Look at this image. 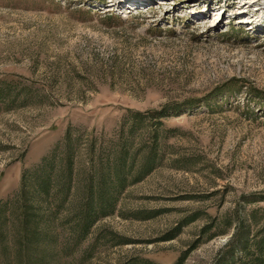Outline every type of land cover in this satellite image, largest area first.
<instances>
[{
  "label": "rangeland",
  "instance_id": "obj_1",
  "mask_svg": "<svg viewBox=\"0 0 264 264\" xmlns=\"http://www.w3.org/2000/svg\"><path fill=\"white\" fill-rule=\"evenodd\" d=\"M245 1L0 0V264L21 261L25 200L54 235L34 264L264 259V0ZM168 104L162 124L134 115ZM123 147L127 187L79 240ZM52 155L48 207L34 183Z\"/></svg>",
  "mask_w": 264,
  "mask_h": 264
},
{
  "label": "trees",
  "instance_id": "obj_2",
  "mask_svg": "<svg viewBox=\"0 0 264 264\" xmlns=\"http://www.w3.org/2000/svg\"><path fill=\"white\" fill-rule=\"evenodd\" d=\"M172 106L175 109H179V104H168L162 107V109H155L148 110L146 112L144 111H135V117L136 119L139 118H145L148 117L151 118L155 122H158L160 124L164 123V119H166V116L169 114L167 113V109ZM179 113V112H178ZM156 137L153 136V143L151 144L152 147L147 155V160L143 166V171L140 173V175L134 179V182L137 180L143 179L145 175L151 172V170L154 168V158H155V147H156ZM127 152L128 150L126 148H122L121 153L119 156L115 159V162L113 164V167H110L108 174H103L99 180L100 187L96 190V193L93 198H88L86 203L82 205L83 210H81L80 220L78 222V226L81 228V231L79 232V235L77 238L79 240L83 239V237L86 235V233L89 231V229L102 217L107 216L108 214H111L115 211L116 201H117V192L123 191L128 184L127 181V174L129 172L127 168ZM55 155H52L51 157H47L45 161L47 163L45 166L39 170L38 174L35 176V192H38V197H46L48 200H51V202L47 203L48 205L53 203V200H55V193H52V188L55 185L59 184V176L54 175V167L56 163L53 162V158ZM68 165H70V162H67ZM69 189V188H68ZM116 192V194H115ZM89 195H93V191H88ZM53 197V200H52ZM21 208L19 207V210L17 215L21 214L24 216L23 220V227H25V233L22 237L16 236L14 237V240L11 241L14 245L16 243L17 246L20 248L17 250V255L19 256V260H21L17 264H25V254L27 256V261L31 262L34 259L35 260H41L42 256L38 255L40 252V248L45 245L44 240L45 238L48 240V243L51 242V238L54 237L53 234H44L43 228L44 223L40 219V216L38 215V210L35 207V203H31L30 201H24L21 203ZM6 205L3 206V208H0V226H4V222H6L7 217L4 218L3 210L5 211ZM48 207H52L49 205ZM8 211V210H7ZM15 211V210H14ZM20 211V212H19ZM40 213V212H39ZM13 215V214H12ZM8 215V216H12ZM26 224V225H25ZM47 225V224H46ZM51 224L48 222L47 228H50ZM5 235L4 232H1L0 239L3 242V244H6V240H4L3 236ZM50 241V242H49ZM262 246H259V251L264 253V241L261 244ZM8 248V246H6ZM5 247V248H6ZM10 247V246H9ZM15 248V247H13ZM13 252V251H12ZM14 253H16V250H14ZM21 257V258H20ZM30 264H34L31 262ZM257 264H264V259L257 262Z\"/></svg>",
  "mask_w": 264,
  "mask_h": 264
},
{
  "label": "bare ground",
  "instance_id": "obj_3",
  "mask_svg": "<svg viewBox=\"0 0 264 264\" xmlns=\"http://www.w3.org/2000/svg\"><path fill=\"white\" fill-rule=\"evenodd\" d=\"M244 1H245V0H244ZM249 2H250V1H248V0L245 1V2H244V5H247V3H249ZM244 5H243V6H239V9H245V6H244ZM248 9L251 10V9H252L251 6L247 7L246 10H248ZM263 11H264V10H263ZM260 15H261V14H258V12H255L254 15L251 16V18H252V19L262 20L263 16L260 18Z\"/></svg>",
  "mask_w": 264,
  "mask_h": 264
}]
</instances>
